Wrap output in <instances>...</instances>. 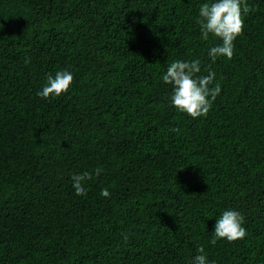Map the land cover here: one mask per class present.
Segmentation results:
<instances>
[{
  "label": "trees",
  "instance_id": "1",
  "mask_svg": "<svg viewBox=\"0 0 264 264\" xmlns=\"http://www.w3.org/2000/svg\"><path fill=\"white\" fill-rule=\"evenodd\" d=\"M205 2L0 0V264H192L201 245L208 264H264V0L214 62ZM193 59L221 85L198 119L161 79ZM62 70L69 92L38 96ZM226 210L247 235L212 245Z\"/></svg>",
  "mask_w": 264,
  "mask_h": 264
},
{
  "label": "clouds",
  "instance_id": "2",
  "mask_svg": "<svg viewBox=\"0 0 264 264\" xmlns=\"http://www.w3.org/2000/svg\"><path fill=\"white\" fill-rule=\"evenodd\" d=\"M243 5V7H242ZM252 9L246 0H211L199 6L198 23L201 31V39L208 41L209 37L218 38L221 44L210 48L208 55L213 62L217 57H226L231 60L234 56V41L243 34V15L248 14ZM28 58L25 63H28ZM201 71V61L173 60L162 75L164 84L172 87L170 96L171 105L190 116L192 119L206 117L212 108V103L221 93V85L213 82L216 74L209 71L206 76L197 75ZM74 81V75L69 70L57 71L55 75L49 74L42 90L37 93L43 99L56 98L69 92ZM173 131H178L173 129ZM103 169L97 167L94 173L84 171L73 174L72 187L77 196L87 195L86 182L92 179L93 174L99 176ZM100 195L110 198L108 188H102ZM244 217L236 210H226L217 218L209 241L215 245L218 240L235 242L246 237L247 231L243 226ZM124 240H128V234L124 233ZM192 264H208L204 247H198Z\"/></svg>",
  "mask_w": 264,
  "mask_h": 264
}]
</instances>
